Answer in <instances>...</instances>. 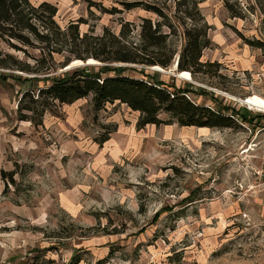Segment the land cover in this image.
Here are the masks:
<instances>
[{"label": "rangeland", "instance_id": "1", "mask_svg": "<svg viewBox=\"0 0 264 264\" xmlns=\"http://www.w3.org/2000/svg\"><path fill=\"white\" fill-rule=\"evenodd\" d=\"M43 1L62 28L119 34L129 23L135 42L143 18H159L115 0H31ZM226 1L199 3L211 40L202 60L218 73L180 77L178 54L162 70L114 65L231 106L236 127L182 126L162 112L165 123L138 128L139 111L118 101L95 111L92 96L55 102L35 125L19 119L18 101L49 81L0 66V264H264V110L244 103L264 98V0H228L239 17ZM171 42L180 50L183 37ZM25 48L0 37V62H13L9 53L32 65L40 49Z\"/></svg>", "mask_w": 264, "mask_h": 264}, {"label": "trees", "instance_id": "2", "mask_svg": "<svg viewBox=\"0 0 264 264\" xmlns=\"http://www.w3.org/2000/svg\"><path fill=\"white\" fill-rule=\"evenodd\" d=\"M201 1L115 0L125 9L143 7L159 17L156 20L143 18L139 39L135 42L130 40L132 29L129 23L122 26L119 34L109 28H105L102 35L94 34L93 31L82 34L80 22L70 23L66 28L59 25L56 20L58 7L50 1L36 5L31 0H0V37L10 47L25 53V46L40 49V55L32 65L8 53L7 58L13 62H0V66L33 74L23 78L27 81L36 78L49 81L43 86L22 91L18 101L19 119L42 125L46 110L55 102L73 103L92 96L95 111L103 109L108 102L116 101L139 111L138 128L165 123L160 118L162 112L170 114L182 126L236 127L235 113L238 112L234 108L230 111L231 106L213 107L197 103L188 89L183 90L158 80L143 69L140 70L142 76L130 73L138 71L134 65L170 67L177 54L178 71L185 70L192 74L218 73V62L202 60L203 51L210 46L211 40L210 25L199 8ZM225 6L232 16H240L239 12H234L228 0ZM113 9L120 11L117 6ZM176 34L183 37L180 50L171 42L172 36ZM256 45L264 46L260 42ZM65 52L70 53L69 56L64 61H58L57 55ZM73 58H94L102 64L78 66L55 73L70 64ZM114 63L134 65L115 66ZM42 74L44 76L39 77ZM12 76L18 79L16 74ZM107 139L108 136H105L102 141ZM10 175L15 182L13 173Z\"/></svg>", "mask_w": 264, "mask_h": 264}, {"label": "bare ground", "instance_id": "3", "mask_svg": "<svg viewBox=\"0 0 264 264\" xmlns=\"http://www.w3.org/2000/svg\"><path fill=\"white\" fill-rule=\"evenodd\" d=\"M89 62H96V60L90 58L89 59ZM75 63H82V61L80 59H76L72 62V64H75ZM174 66L176 67L177 64H176V61H175V64ZM153 68H156V69H159V70H162L161 66H153ZM178 75L180 77H185L186 79H191L192 78V75L189 71H178L177 72ZM244 103H247L249 104L251 107H254V108H257V109H260V110H264V98L259 96V95H250L247 97V99L245 98L244 99Z\"/></svg>", "mask_w": 264, "mask_h": 264}, {"label": "water", "instance_id": "4", "mask_svg": "<svg viewBox=\"0 0 264 264\" xmlns=\"http://www.w3.org/2000/svg\"><path fill=\"white\" fill-rule=\"evenodd\" d=\"M179 58V57H178ZM178 58L176 59V64L178 65ZM95 63V62H94ZM91 64H93V62H89V59L86 61V63L85 64H83V65H91ZM76 64H72V63H70V64H67L66 66H64V68L62 69V71H67V70H70V69H72V68H74V67H76L75 66ZM149 68H153V66H148ZM177 67V66H176ZM155 69V68H154Z\"/></svg>", "mask_w": 264, "mask_h": 264}]
</instances>
